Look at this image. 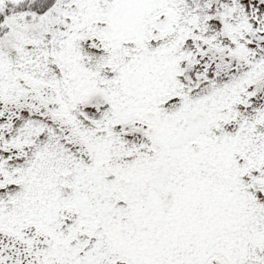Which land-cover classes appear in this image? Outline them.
Here are the masks:
<instances>
[{"label": "snow or ice", "instance_id": "1", "mask_svg": "<svg viewBox=\"0 0 264 264\" xmlns=\"http://www.w3.org/2000/svg\"><path fill=\"white\" fill-rule=\"evenodd\" d=\"M0 264H264V0H0Z\"/></svg>", "mask_w": 264, "mask_h": 264}]
</instances>
